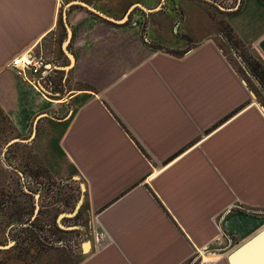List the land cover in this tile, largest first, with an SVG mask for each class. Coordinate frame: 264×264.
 <instances>
[{
    "label": "crops",
    "instance_id": "1",
    "mask_svg": "<svg viewBox=\"0 0 264 264\" xmlns=\"http://www.w3.org/2000/svg\"><path fill=\"white\" fill-rule=\"evenodd\" d=\"M71 1L58 21L59 0H0V108L20 137L48 130L52 169L87 207L64 260L229 264L231 250L210 246L264 226V104L213 15L264 61V0H98L115 19L129 9L117 4L148 7L121 22ZM26 55L49 63L45 83L12 65Z\"/></svg>",
    "mask_w": 264,
    "mask_h": 264
},
{
    "label": "rangeland",
    "instance_id": "2",
    "mask_svg": "<svg viewBox=\"0 0 264 264\" xmlns=\"http://www.w3.org/2000/svg\"><path fill=\"white\" fill-rule=\"evenodd\" d=\"M59 1L58 21L61 20L63 4L69 0ZM96 1L95 4L100 11L106 13L112 10L110 8L112 5L108 6ZM233 2L234 0H231L230 4ZM136 3L142 2L135 1L132 5ZM116 6L127 10L131 5ZM139 11V6H135L128 17ZM213 20L214 34L220 32L223 38L227 33L236 35L230 32V28L220 19L219 14H214ZM218 43L224 52H228L234 66L242 73L251 100L264 104V90L255 79L241 69L238 63V61L242 62L241 57L236 51L227 50L228 43L223 41ZM253 50L260 56L254 48ZM232 52L239 57L238 61L233 58ZM70 113L69 111V115ZM45 129L36 126L33 130L37 137L40 134V142H37L36 138L32 139L33 141L28 138L31 130L25 135L26 137H20L0 112V264H68V259L64 260L65 255L78 246L80 239H84L80 238L82 233L80 228L86 225V204L81 201L77 206V213L73 212L81 197L79 183L70 179L69 175L63 177L56 174L55 167L52 169L51 145L43 144L44 138H41L48 131ZM14 138L23 141L9 144ZM67 227L70 229L65 230ZM220 239V242H214L210 249L223 247L229 252L239 244L238 240L226 242L223 235Z\"/></svg>",
    "mask_w": 264,
    "mask_h": 264
},
{
    "label": "water",
    "instance_id": "3",
    "mask_svg": "<svg viewBox=\"0 0 264 264\" xmlns=\"http://www.w3.org/2000/svg\"><path fill=\"white\" fill-rule=\"evenodd\" d=\"M70 4H78L103 18L116 22L123 21L126 18L127 13L135 6L139 5L138 3L131 5L126 14L121 19H115L97 9L94 5L83 0H72ZM70 58L72 59L71 55ZM261 109L264 111V108ZM16 141L23 140L14 138L9 141V144ZM81 201V199L78 200L76 207L81 204ZM226 258L229 264H264V226L252 237L238 245L236 248L232 249L227 254Z\"/></svg>",
    "mask_w": 264,
    "mask_h": 264
},
{
    "label": "trees",
    "instance_id": "4",
    "mask_svg": "<svg viewBox=\"0 0 264 264\" xmlns=\"http://www.w3.org/2000/svg\"><path fill=\"white\" fill-rule=\"evenodd\" d=\"M230 32L232 33L231 29ZM224 37L228 46L232 48V50L236 51L241 57L244 67L249 75L255 79L264 90V62L261 60L260 56L256 54L251 45L245 44L240 38L233 35V33L232 35H230V33L224 34ZM0 112L2 116L10 122L1 108Z\"/></svg>",
    "mask_w": 264,
    "mask_h": 264
},
{
    "label": "built area",
    "instance_id": "5",
    "mask_svg": "<svg viewBox=\"0 0 264 264\" xmlns=\"http://www.w3.org/2000/svg\"><path fill=\"white\" fill-rule=\"evenodd\" d=\"M20 63V65H19ZM12 65H19L22 68L29 69L32 74L34 75H40L41 83H45L46 75L51 71V66H48L49 63H47L42 58H35L29 55H26V59H22L21 57L15 58L12 62ZM44 81V82H43ZM101 238V235H99L98 239Z\"/></svg>",
    "mask_w": 264,
    "mask_h": 264
},
{
    "label": "flooded vegetation",
    "instance_id": "6",
    "mask_svg": "<svg viewBox=\"0 0 264 264\" xmlns=\"http://www.w3.org/2000/svg\"><path fill=\"white\" fill-rule=\"evenodd\" d=\"M198 1H203V3H206V4L214 7L215 9H217L216 7H219L221 10H227V7H228V0H198ZM165 3H167V6H173L174 0H164L163 2H162V0H160L159 3H154V5H152V6L164 7ZM156 4H158V5H156ZM75 213H77V212H75ZM75 213L73 215H75Z\"/></svg>",
    "mask_w": 264,
    "mask_h": 264
},
{
    "label": "bare ground",
    "instance_id": "7",
    "mask_svg": "<svg viewBox=\"0 0 264 264\" xmlns=\"http://www.w3.org/2000/svg\"><path fill=\"white\" fill-rule=\"evenodd\" d=\"M22 59H26V56L25 57H21ZM19 65H20V63H19ZM209 257V256H208Z\"/></svg>",
    "mask_w": 264,
    "mask_h": 264
}]
</instances>
